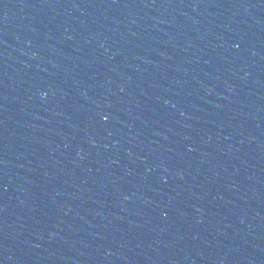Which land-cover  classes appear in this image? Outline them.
<instances>
[{"label": "water", "instance_id": "95a60500", "mask_svg": "<svg viewBox=\"0 0 264 264\" xmlns=\"http://www.w3.org/2000/svg\"><path fill=\"white\" fill-rule=\"evenodd\" d=\"M0 264H264V0H0Z\"/></svg>", "mask_w": 264, "mask_h": 264}]
</instances>
